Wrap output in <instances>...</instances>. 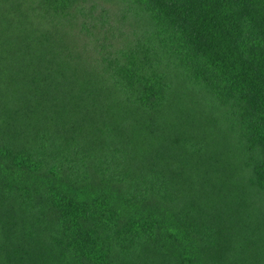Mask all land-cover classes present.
<instances>
[{"label":"trees","instance_id":"1","mask_svg":"<svg viewBox=\"0 0 264 264\" xmlns=\"http://www.w3.org/2000/svg\"><path fill=\"white\" fill-rule=\"evenodd\" d=\"M0 264H264V0H0Z\"/></svg>","mask_w":264,"mask_h":264}]
</instances>
